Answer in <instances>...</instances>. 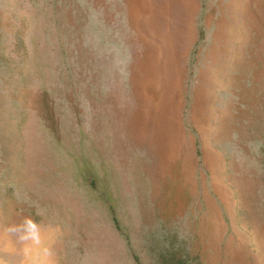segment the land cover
Listing matches in <instances>:
<instances>
[{"label": "rangeland", "instance_id": "obj_1", "mask_svg": "<svg viewBox=\"0 0 264 264\" xmlns=\"http://www.w3.org/2000/svg\"><path fill=\"white\" fill-rule=\"evenodd\" d=\"M0 264H264V0H0Z\"/></svg>", "mask_w": 264, "mask_h": 264}]
</instances>
